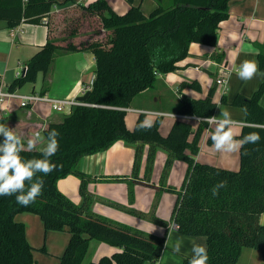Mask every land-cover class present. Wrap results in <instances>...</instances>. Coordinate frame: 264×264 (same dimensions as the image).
I'll use <instances>...</instances> for the list:
<instances>
[{
  "label": "trees",
  "instance_id": "1",
  "mask_svg": "<svg viewBox=\"0 0 264 264\" xmlns=\"http://www.w3.org/2000/svg\"><path fill=\"white\" fill-rule=\"evenodd\" d=\"M158 5L148 14L140 5L131 4L124 13L114 10L109 0H94L88 4L52 12L56 0H0V20L10 27L22 21L41 22L47 17L50 36L24 66V72L8 86L16 90L34 83L38 74H46L58 51H91L95 56L94 81L88 103L77 105L59 121L31 126L46 138L53 129L59 132V150L50 157L56 170L48 175L37 173L35 179L44 182L42 195L34 203L22 206L16 195L0 196V264H34L36 249L27 239L26 225L16 219L21 212L40 215L46 231L69 229L71 237L60 257V264H85L91 239H97L120 250L86 264H144L157 261L166 244V236L153 237L145 232L89 211L87 191L89 176L79 168L80 160L89 154L110 148L123 140L136 146L133 175L140 172L144 148L149 145L147 168H151L158 148L166 150V164L174 160L187 163V173L177 192L172 219L178 231L207 240V264H239L246 247L262 251L264 258V130L243 127L241 134L259 132L257 144L240 149L239 169L199 162L196 156L208 127L205 121L194 124L177 119L169 133L160 132L162 117L156 118L150 129H141L145 114L140 113L133 129L126 124V108L136 97L154 89L160 74L173 72L182 66L193 42L215 45L222 21L230 16V0H172ZM132 3L133 0H130ZM259 68L264 72V44L257 43ZM1 86V80H0ZM216 86L205 98L183 96L172 109L180 114L213 116L217 103L213 100ZM264 81L251 95L237 94L230 104L247 107L246 121L264 124ZM222 103L228 104L226 96ZM4 124V122H3ZM212 134V133H211ZM210 136L208 143H212ZM27 140H24L25 146ZM38 144L33 151H23L25 159L43 158ZM248 155H245V152ZM69 174L81 178L84 203H75L59 188L58 180ZM226 181L219 194L212 188ZM26 184V188H27ZM132 193V191H131ZM41 251H47L45 245ZM193 255V254H192ZM186 255L182 264H189Z\"/></svg>",
  "mask_w": 264,
  "mask_h": 264
},
{
  "label": "crops",
  "instance_id": "2",
  "mask_svg": "<svg viewBox=\"0 0 264 264\" xmlns=\"http://www.w3.org/2000/svg\"><path fill=\"white\" fill-rule=\"evenodd\" d=\"M56 1L57 3L69 2L56 4L52 12L70 8L74 3L88 4L94 0ZM109 1L118 13L126 12L131 4H134L140 5L143 12L148 14L158 5L157 0H133L132 3L130 0ZM229 7L230 16L221 22L216 44L191 43L189 54L182 61L181 68L167 74H160L156 87L142 95L146 97V100L140 105L128 107L126 111L137 112L138 116L140 113H153L154 121L158 117H162V120L164 117H170L171 121L167 126L168 132L164 134L160 130L163 135H167L175 120L183 119L174 115L180 113L172 110L182 97L205 98L210 89L216 86L213 100L217 103V108L214 115L218 116L222 109H227L233 119L246 121V117L241 112L243 107L232 105L230 102L237 94L251 96L264 81L260 76H257L245 82L236 75V68L243 60L258 62L260 49L256 44H264V0H230ZM47 17L45 16L41 22L22 21L16 27H10L7 21L0 20L2 88H8L13 80L22 74L25 64L47 42L50 36L45 21ZM95 64V56L91 51H58L46 74H38L36 82L28 83L16 90L20 93H46L56 98L77 97L80 95L83 85H86L94 76ZM222 66L233 69L227 75L228 81L225 89L217 85L216 82ZM223 96H226L228 104L222 103ZM261 101L264 105V95ZM51 108L49 102L40 101L23 107L19 99L8 98L0 105V124L4 122V125L11 127L22 138V141H26L37 132L36 129L29 132L31 126L60 120L56 111ZM187 121L192 122L194 127L199 123L196 120ZM130 123H127V127L132 129ZM214 127V125L211 126L209 132L205 131L196 160L239 169L240 151L231 154L217 152L212 147V143L207 142ZM241 131L242 129L240 133ZM2 139L0 137V140ZM148 149L149 145H146L141 159L140 172L137 176L133 175L136 146L123 140L117 141L106 150L86 155L80 160V170L89 176L87 191L91 199L90 212L138 230H141L138 224L142 221L141 219L150 220L152 218L151 221L157 222L159 217L153 215L154 209L156 212L161 211L165 205L166 212L170 211L173 214L177 197L173 191L168 189L180 187V183L184 181L187 173V163L174 159L167 165L166 150L158 148L152 167L147 168ZM58 188L75 203L79 205L84 203V197L80 190L81 178L76 174L60 178ZM167 199L170 203H165ZM172 214L170 222L160 228L162 232L158 230L160 234H151L156 238L166 236V246L160 258L157 261H147L144 264H182L186 255L193 254L194 243L207 247V240L204 236H190L182 234L178 230H171L169 238L168 233L174 224ZM16 219L25 223L27 239L36 248L34 264H53L50 263L51 261L60 264V257L71 237L69 229L46 231L40 215L31 212L18 213ZM260 220L264 224V213ZM177 239L182 241L181 250L179 253H174L173 245ZM43 245L47 248L46 252L40 250ZM93 247L95 252L101 250L108 255L120 250L119 247L91 239L85 258ZM102 255L105 256V254H100L99 259ZM239 264H264L262 251L256 248H244Z\"/></svg>",
  "mask_w": 264,
  "mask_h": 264
},
{
  "label": "clouds",
  "instance_id": "3",
  "mask_svg": "<svg viewBox=\"0 0 264 264\" xmlns=\"http://www.w3.org/2000/svg\"><path fill=\"white\" fill-rule=\"evenodd\" d=\"M236 75L239 79L247 82L260 76L264 79V72L259 70L258 62L255 60H243L236 68ZM31 99V98H29ZM246 117L248 115L247 107L241 109ZM153 113L146 112L145 119L141 122V129H150L154 124ZM209 126H215L212 130L210 139L212 147L217 152L237 153L246 144H257L261 140L259 132H250L247 135L240 136V130L243 127H253L264 130V124H252L247 121H238L232 118L231 113L227 109H222L218 116H208L203 118ZM59 132L55 129L48 132L46 143L45 138L40 132H35L28 140L25 146L22 138L17 135L11 127L0 124V196L16 195V201L22 206H29L34 203L36 198L42 195L44 182L42 179H35L37 173L48 175L56 170L57 165L51 163L50 157L54 156L59 150L58 142ZM43 145L39 150L42 153L41 159L25 160L21 156V152L33 151L37 145ZM248 155L246 151L244 153ZM26 184L28 185L26 188ZM226 181H220L212 188V195L219 194V189L225 188ZM179 225L170 228L168 237L170 238L171 230H178ZM155 231V229L153 230ZM182 241L177 239L173 245V252L179 253ZM192 257L189 264H207L209 256L205 245L193 244Z\"/></svg>",
  "mask_w": 264,
  "mask_h": 264
},
{
  "label": "built area",
  "instance_id": "4",
  "mask_svg": "<svg viewBox=\"0 0 264 264\" xmlns=\"http://www.w3.org/2000/svg\"><path fill=\"white\" fill-rule=\"evenodd\" d=\"M24 2H27L28 0H23ZM47 21V19H45ZM233 69L228 68L227 66H222L220 70V77L216 80L217 85L221 86L223 89L226 88L227 85V75L230 73ZM24 71V68H23ZM22 71V73H23ZM2 78V74L0 71V80ZM95 76H93L86 85H83L81 88V93L80 95L84 94L87 90H91L93 81H94ZM8 98H17L20 100L21 106L26 107L30 104H34L40 101L43 102H49L52 106V109L54 111H59V112H65L66 109L70 112L74 106L77 105H95L88 103L87 101H80L76 97L73 98H56L53 96H50L46 93H38V92H31V93H20L17 90H9L8 88L4 89L2 86H0V105L4 103V101ZM31 98V99H29ZM127 109V108H126ZM156 114H165L163 112H154ZM179 118H183L185 120H196V121H204V117H200L197 115H186V114H174ZM211 126L206 128V131L209 132ZM174 225H178L177 223L174 222Z\"/></svg>",
  "mask_w": 264,
  "mask_h": 264
},
{
  "label": "rangeland",
  "instance_id": "5",
  "mask_svg": "<svg viewBox=\"0 0 264 264\" xmlns=\"http://www.w3.org/2000/svg\"><path fill=\"white\" fill-rule=\"evenodd\" d=\"M159 1H161V0H159ZM163 1V0H162ZM172 0H164L163 2H164V4H169L170 2H171ZM41 73L42 72H40L39 74L41 75ZM220 76H218V78H219ZM158 79H160V75H159V78ZM219 88V87H218ZM217 88V89H218ZM219 90V89H218ZM186 93V92H185ZM188 95V94H187ZM189 97V96H188ZM146 100V97H144V96H138V97H136V99H135V102H134V106H137V105H140V103H143V101H145ZM52 107V106H51ZM52 109V108H51ZM67 113H69V111H68V109H66V111L65 112H59V111H56V115H58L59 116V118L61 119L62 118V116L64 115V114H67ZM137 117H138V113L137 112H134V111H127V113H126V124L128 123V122H131L130 124H132L131 126H132V129H133V126H134V124H135V121L137 120ZM170 121H171V118L170 117H164L163 118V120H162V122H161V124H160V130L162 131V133H164V134H166L167 132H168V130L169 129H167V126H168V124L170 123ZM144 154V153H143ZM157 154V153H156ZM176 171V170H175ZM183 183V182H182ZM182 183H180V187H181V185H182ZM180 187H179V189H180ZM178 189V188H177ZM174 192V191H173ZM174 195H175V197H177V192H174ZM176 199V198H175ZM165 203H170V201L167 199L166 201H165ZM165 206V205H164ZM162 207V210L160 211H157L156 212V210L154 209V211H155V213L153 214V215H156L157 217H159V219L157 220V222L155 223L154 221H151V220H153L152 218H150V220H148V219H141L142 221H140L138 224H139V226H140V228H141V230H143V232H145L146 234H149V235H151V234H160V233H158V230L159 231H161L160 230V228H162L163 227V225H166V223L167 222H170V219H171V212L169 211V213L168 212H166V207ZM137 220H139L138 218H136ZM158 224H159V226H158ZM153 226V227H152ZM155 229V231H153ZM148 232H151V233H148ZM162 232V231H161ZM151 236H153V235H151ZM154 237V236H153ZM156 238V237H155ZM37 251V250H36ZM100 254H105V255H108V254H106L104 251H98V252H95L94 251V247L91 249V251H90V254L87 256V258H85V264L86 263H88V262H90L91 260L92 261H98L99 260V255ZM111 255V254H110ZM102 256H104V255H102ZM101 256V257H102ZM178 257V256H177ZM179 260H180V258H179ZM38 263H40V262H38ZM50 263H53V264H56V261H51Z\"/></svg>",
  "mask_w": 264,
  "mask_h": 264
},
{
  "label": "water",
  "instance_id": "6",
  "mask_svg": "<svg viewBox=\"0 0 264 264\" xmlns=\"http://www.w3.org/2000/svg\"><path fill=\"white\" fill-rule=\"evenodd\" d=\"M24 72V71H23ZM91 93V90H87L84 94L77 96L76 98L80 101H87L89 95Z\"/></svg>",
  "mask_w": 264,
  "mask_h": 264
}]
</instances>
